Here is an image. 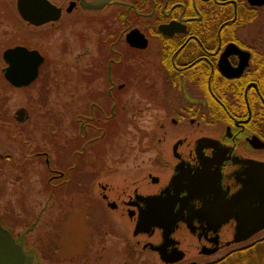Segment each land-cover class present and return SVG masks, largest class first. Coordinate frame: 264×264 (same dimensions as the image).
<instances>
[{"label":"flooded vegetation","instance_id":"flooded-vegetation-1","mask_svg":"<svg viewBox=\"0 0 264 264\" xmlns=\"http://www.w3.org/2000/svg\"><path fill=\"white\" fill-rule=\"evenodd\" d=\"M49 1L57 19L37 25L21 15L18 0H0V76L9 48L44 57L31 85L8 83L10 90L48 75L54 34L100 27L89 62L74 69L71 121L60 118L51 132L56 158L30 151V138L22 145L25 165H45L47 204L106 205L161 264H212L264 234L263 227L235 241L241 210L252 213L247 231L264 223V1ZM131 92L136 102L128 101ZM24 109L23 121L13 116L18 124L29 118ZM146 117L149 128L141 126ZM39 216L19 231L0 216L31 264L48 262L30 241Z\"/></svg>","mask_w":264,"mask_h":264},{"label":"rangeland","instance_id":"rangeland-1","mask_svg":"<svg viewBox=\"0 0 264 264\" xmlns=\"http://www.w3.org/2000/svg\"><path fill=\"white\" fill-rule=\"evenodd\" d=\"M83 27L77 25L76 29L54 34L48 40L51 51L45 69L48 75H42L31 88L9 89L6 92L4 108L8 115L13 117L19 108L24 107L29 111V118L17 127L25 131L23 141L10 138L7 130L0 129V216L5 224L17 225L19 231L30 226L40 215L37 226L30 234L31 239L28 238L31 244L39 246L47 264H161L154 253L141 250L136 245L127 218L119 217L106 205L80 204L76 209V204L62 202L60 198L47 204L49 192L43 181L45 165L38 160L25 165L29 157L23 155L22 145L27 138L31 139L30 151L48 149L56 158L51 142L56 143L53 139L55 135L51 132L57 133L60 118H64V125L71 121V108L68 106L74 95V69L89 62L90 44L99 34L100 26L80 32ZM38 41L42 43V40ZM65 41H68L66 50L61 52ZM43 44L47 46L45 41ZM43 85L47 94L41 91ZM138 97V93L131 92L128 101L136 102ZM141 126L149 128L151 120L146 117ZM134 127L138 128V125ZM128 132H134L132 127ZM10 158L14 159V163ZM260 241L264 242V234L236 245L234 249L249 247ZM224 255L204 260L215 261ZM252 258L249 264H264V246Z\"/></svg>","mask_w":264,"mask_h":264},{"label":"water","instance_id":"water-1","mask_svg":"<svg viewBox=\"0 0 264 264\" xmlns=\"http://www.w3.org/2000/svg\"><path fill=\"white\" fill-rule=\"evenodd\" d=\"M263 1L260 0L259 3ZM18 8L23 17L37 25L58 17L54 15L55 6L49 0H18ZM4 59L6 62L4 77L16 87L31 85L37 79L39 67L44 61V57L38 50H30L21 45L5 50ZM15 117L18 121H23L27 117L26 110L24 108L18 109L15 112ZM263 208L264 205L261 206V209ZM241 213V234L236 236L235 241L245 240L264 227L263 223L259 227H253L250 231H247L248 225H250L248 222L252 221V213L247 209L241 210ZM148 223V225L152 224ZM140 225L138 223L135 233L138 232ZM142 225H145V223ZM22 247L18 246L10 233L0 225V264H31V256L27 253L24 254ZM155 249L157 250L159 247H155Z\"/></svg>","mask_w":264,"mask_h":264},{"label":"trees","instance_id":"trees-1","mask_svg":"<svg viewBox=\"0 0 264 264\" xmlns=\"http://www.w3.org/2000/svg\"><path fill=\"white\" fill-rule=\"evenodd\" d=\"M0 85L2 87V89L0 90V129L7 130L8 136L10 138L13 134L15 135L14 137H16L20 141V139H23L25 131L24 129H16L20 126V124H18L12 116H9L7 113V109L4 108V105L7 102L6 92L11 87L3 76H0ZM258 243H254L249 247L241 248L240 250L233 252L224 259L212 264H249L254 259L252 257L258 254V250H260V247L264 246V242H261V246H259ZM256 258H258V256Z\"/></svg>","mask_w":264,"mask_h":264}]
</instances>
